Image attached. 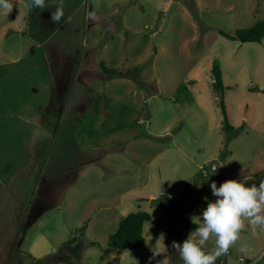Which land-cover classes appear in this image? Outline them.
Returning <instances> with one entry per match:
<instances>
[{"label":"rangeland","instance_id":"374dc122","mask_svg":"<svg viewBox=\"0 0 264 264\" xmlns=\"http://www.w3.org/2000/svg\"><path fill=\"white\" fill-rule=\"evenodd\" d=\"M12 2L0 13V264H183L173 243L215 199L210 183L264 178V36L220 34L263 19L264 0H63L58 22L57 0ZM220 98L240 128L226 148ZM137 210L152 216L144 244L117 256L105 237ZM72 236L80 259L61 249ZM239 256L264 264V227L248 218L216 264Z\"/></svg>","mask_w":264,"mask_h":264},{"label":"clouds","instance_id":"9594fccd","mask_svg":"<svg viewBox=\"0 0 264 264\" xmlns=\"http://www.w3.org/2000/svg\"><path fill=\"white\" fill-rule=\"evenodd\" d=\"M30 7L44 9L48 0H29ZM63 0H57L56 10L52 13L53 21H60L63 16ZM12 0H0V13H9ZM214 200L205 197L206 206L199 214L190 217L194 228L180 243H173L183 264H216V260L226 253L238 239L244 227V219L252 226L264 227V178L258 184L246 186L245 180L227 179L219 186L210 183ZM210 237L215 238V247L206 251Z\"/></svg>","mask_w":264,"mask_h":264},{"label":"trees","instance_id":"16d2710c","mask_svg":"<svg viewBox=\"0 0 264 264\" xmlns=\"http://www.w3.org/2000/svg\"><path fill=\"white\" fill-rule=\"evenodd\" d=\"M228 39H238L240 41H260L264 36V18L256 21L251 26L243 30H235L233 34H225L220 32ZM101 70L104 74L108 76H120L122 74L127 75L126 71L114 68H105L100 65ZM135 70L137 67L134 68ZM211 72L213 74V87L217 90L223 89V84L221 80V72L219 63L214 61L212 63ZM264 94V85L260 89ZM219 106L222 113L221 128L224 132V137L222 140L223 147L226 148L229 142L235 137L240 128L234 127L228 120L225 107L223 105L222 99H219ZM221 156V155H220ZM151 214L144 210H137L135 212H129L119 219L116 230L111 233L105 244L112 249H114L117 254L126 249L139 248L144 244V238L142 235V227L145 222L151 221ZM194 228V225L189 222L186 225V230L190 231ZM85 229V225L78 229V233L81 234ZM90 244H96L92 241ZM82 241L77 240L76 236H72L69 240L64 242L62 248L67 250L75 258H79L82 249Z\"/></svg>","mask_w":264,"mask_h":264},{"label":"crops","instance_id":"0c3cea01","mask_svg":"<svg viewBox=\"0 0 264 264\" xmlns=\"http://www.w3.org/2000/svg\"><path fill=\"white\" fill-rule=\"evenodd\" d=\"M12 1H13V0H12ZM83 108H84V107H83ZM78 111H80V110H78ZM161 194H164V191H162ZM151 217H152V216H151ZM151 220H152V219H151ZM117 225H118V222H116L115 230H116V228H117ZM143 225H144V224H143ZM86 228H87V227L85 226V229H86ZM142 228H143V227H142ZM110 234H111V233H110ZM110 234H108V235L105 237V242H106L107 237H108ZM92 241L96 242V244H90V242H92ZM92 241L89 242L90 245H97V244H98L96 240H92ZM82 244H83V243H82ZM61 249H63L62 246H61ZM63 250H65V249H63ZM113 250H114V249H113ZM51 251H52V249L47 250L46 252H44V255H45V256H51ZM66 251H67V250H66ZM67 252H68V251H67ZM115 252H116V251H115ZM121 252H122V251H121ZM121 252L118 253L117 256H120V255H121ZM68 253H69V252H68ZM26 254L28 255V258H29L30 260L36 261V259H37V255H35V254L33 253L32 250L28 251ZM69 254H70V253H69ZM70 255H71V254H70ZM71 256H72V255H71ZM82 256H83V246H82L81 254H80L79 258H75L74 256H72V257H73L74 259H80ZM65 264H73V263H70L68 260H65Z\"/></svg>","mask_w":264,"mask_h":264},{"label":"built area","instance_id":"2783aa9c","mask_svg":"<svg viewBox=\"0 0 264 264\" xmlns=\"http://www.w3.org/2000/svg\"><path fill=\"white\" fill-rule=\"evenodd\" d=\"M200 169H201V171H202L203 174H207V169H206L205 166H203V165L200 166ZM210 169H215V166H214V165H211V166H210ZM227 253H228V251H227ZM238 261H239L241 264H253V262H252V263L248 262L247 259L244 258V257H242V256H239V257H238Z\"/></svg>","mask_w":264,"mask_h":264}]
</instances>
